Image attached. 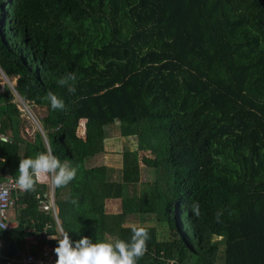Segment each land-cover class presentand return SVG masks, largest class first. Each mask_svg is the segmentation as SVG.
I'll return each instance as SVG.
<instances>
[{
	"label": "trees",
	"instance_id": "16d2710c",
	"mask_svg": "<svg viewBox=\"0 0 264 264\" xmlns=\"http://www.w3.org/2000/svg\"><path fill=\"white\" fill-rule=\"evenodd\" d=\"M0 69L44 110L46 137L12 134L23 117L6 85L0 175L17 178L21 159L45 151L77 168L67 187L54 186L74 243L130 242L135 225L151 236L138 264H264V0H0ZM66 73L76 75L75 95L57 83ZM48 91L66 111L52 110ZM115 124L138 144L121 151L110 179L105 165L85 163L107 149ZM142 150L153 153L155 177L141 193ZM42 178L33 192L17 190L18 225L0 230V264L27 236L57 234L41 208ZM109 199L122 200L121 213H106ZM141 199L154 226L143 224ZM134 215L140 223L127 226Z\"/></svg>",
	"mask_w": 264,
	"mask_h": 264
},
{
	"label": "clouds",
	"instance_id": "9594fccd",
	"mask_svg": "<svg viewBox=\"0 0 264 264\" xmlns=\"http://www.w3.org/2000/svg\"><path fill=\"white\" fill-rule=\"evenodd\" d=\"M75 81V73H66L57 83L75 95ZM13 87L15 89L14 85ZM45 99L50 102L52 110H67L65 101L54 92L48 91ZM77 171V168L71 167L68 161L62 162L51 151H45L38 153L35 158L20 160L16 184L21 191L33 192L41 177H50L52 187L63 188L76 178ZM72 203L76 204V201ZM190 207L193 215L199 217L201 214L199 203L194 202ZM222 215L223 210L216 213L217 223L222 222ZM131 232L130 242L124 240H116L114 243L107 240L93 242L92 239L83 237L74 243L68 232L53 234L49 238L58 242V247L54 249L57 256L56 264H138L148 252V241L151 236L148 229L142 226L133 225ZM169 264L174 262L170 261Z\"/></svg>",
	"mask_w": 264,
	"mask_h": 264
},
{
	"label": "rangeland",
	"instance_id": "374dc122",
	"mask_svg": "<svg viewBox=\"0 0 264 264\" xmlns=\"http://www.w3.org/2000/svg\"><path fill=\"white\" fill-rule=\"evenodd\" d=\"M0 78L5 80L2 74H0ZM4 82V81H3ZM14 85V83H11ZM32 115L25 113L23 114V123H22V132L24 139L32 140L34 139V132L36 129H39L38 124L36 121H39V118L44 113V110L41 107L32 106L30 107ZM40 126L41 122L39 121ZM83 127V121L80 122L79 132L82 134ZM122 128L119 124H115L112 127L108 128L107 132V142H106V148L105 151L92 158L91 160L87 161L85 165L87 167H94V166H100L105 165L108 168V174L110 175V179H118L119 178V170L121 168V160H120V154L122 150H125L127 148L133 149L134 146L138 144V140L134 137L130 138H124L121 132ZM26 131H29L28 133ZM80 134V135H81ZM134 140V142H133ZM139 161H140V191L141 193L146 190V185L149 183V181L153 180L155 177V168H153V153L152 151L145 150L140 151L139 153ZM42 179L46 180V183L49 188V192L47 194L48 198H54V186L51 187V180L50 177H43ZM106 203V202H105ZM141 211L142 214L147 215L149 214V218L145 219L143 221V224L146 226H154V215L149 212L147 204L144 199H141ZM107 213V209H106ZM147 213V214H146ZM10 220H14V218L10 217ZM139 218L137 215H134L132 217H129L127 219V226L133 225V224H139ZM109 242H115L114 239L108 238ZM221 264V262H219Z\"/></svg>",
	"mask_w": 264,
	"mask_h": 264
},
{
	"label": "built area",
	"instance_id": "2783aa9c",
	"mask_svg": "<svg viewBox=\"0 0 264 264\" xmlns=\"http://www.w3.org/2000/svg\"><path fill=\"white\" fill-rule=\"evenodd\" d=\"M0 74L2 73L0 72ZM3 77L5 80L3 78L1 80L0 78V92H4L5 86L8 85L16 96L17 106L22 113V117L25 113L32 115L29 105L17 95L11 82L4 75ZM5 140L7 141L8 139L2 137L0 134V141L5 142ZM16 179L17 178L10 176V174L4 176L0 175V230H7L18 225L16 208L18 206L17 190L19 188L16 184ZM41 208L42 211L51 214L56 223L57 234L63 232L60 221L57 217V208L55 206L54 198H48L47 201H42ZM10 217L14 218V220H10ZM49 237L50 236L45 233L42 235L37 234L27 236V245L23 251H15L7 256L4 254V257L7 259V264H56L57 256L54 251L55 247L49 244V242L56 240H52ZM42 242H44V244H42ZM34 245L38 246L37 254H34L33 252Z\"/></svg>",
	"mask_w": 264,
	"mask_h": 264
},
{
	"label": "crops",
	"instance_id": "0c3cea01",
	"mask_svg": "<svg viewBox=\"0 0 264 264\" xmlns=\"http://www.w3.org/2000/svg\"><path fill=\"white\" fill-rule=\"evenodd\" d=\"M23 130L21 129L19 132H15V130L12 131V134L13 135H18L21 134L23 135V133H21ZM27 133L29 131H26ZM25 138V137H23ZM134 142V140H133ZM120 156V155H119ZM120 160H121V156H120ZM46 183V181H45ZM106 209H107V214H119L122 212V200L121 199H109V200H106ZM14 222V221H12Z\"/></svg>",
	"mask_w": 264,
	"mask_h": 264
},
{
	"label": "water",
	"instance_id": "95a60500",
	"mask_svg": "<svg viewBox=\"0 0 264 264\" xmlns=\"http://www.w3.org/2000/svg\"><path fill=\"white\" fill-rule=\"evenodd\" d=\"M0 72L2 73V75L5 76V74L2 72V70L0 69ZM7 78V76H5ZM8 79V78H7ZM16 91V90H15ZM38 126H39V130L41 131V133L43 134L44 139L46 140L45 134L43 129L41 128V126L39 125V123L37 122Z\"/></svg>",
	"mask_w": 264,
	"mask_h": 264
}]
</instances>
